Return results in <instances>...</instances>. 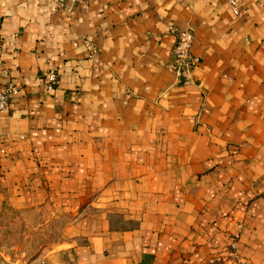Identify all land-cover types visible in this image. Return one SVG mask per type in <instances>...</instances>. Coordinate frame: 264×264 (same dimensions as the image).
Here are the masks:
<instances>
[{"label": "crops", "instance_id": "0c3cea01", "mask_svg": "<svg viewBox=\"0 0 264 264\" xmlns=\"http://www.w3.org/2000/svg\"><path fill=\"white\" fill-rule=\"evenodd\" d=\"M8 82L0 209L67 264H264V0H0Z\"/></svg>", "mask_w": 264, "mask_h": 264}, {"label": "rangeland", "instance_id": "374dc122", "mask_svg": "<svg viewBox=\"0 0 264 264\" xmlns=\"http://www.w3.org/2000/svg\"><path fill=\"white\" fill-rule=\"evenodd\" d=\"M61 216L0 209V264H67Z\"/></svg>", "mask_w": 264, "mask_h": 264}, {"label": "built area", "instance_id": "2783aa9c", "mask_svg": "<svg viewBox=\"0 0 264 264\" xmlns=\"http://www.w3.org/2000/svg\"><path fill=\"white\" fill-rule=\"evenodd\" d=\"M72 2H80L81 0H70ZM243 0H225L226 6L230 13L234 16L239 14ZM190 34L187 31H179L176 33V39L172 47V57L174 60V71L178 73L182 68L190 64L189 57L190 49ZM87 49L92 52V47L86 45ZM46 89H51L55 84V74L49 71L46 76ZM19 93V89L11 83L3 84L0 89V112H3L10 99L14 98ZM230 249H234V243L230 244Z\"/></svg>", "mask_w": 264, "mask_h": 264}]
</instances>
